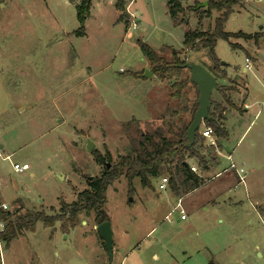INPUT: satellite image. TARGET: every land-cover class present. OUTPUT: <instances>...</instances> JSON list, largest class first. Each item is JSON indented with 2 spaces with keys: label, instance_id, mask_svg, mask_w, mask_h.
I'll return each instance as SVG.
<instances>
[{
  "label": "rangeland",
  "instance_id": "374dc122",
  "mask_svg": "<svg viewBox=\"0 0 264 264\" xmlns=\"http://www.w3.org/2000/svg\"><path fill=\"white\" fill-rule=\"evenodd\" d=\"M196 1L202 2L182 1L183 12L172 19L168 0H136L130 9L141 13L137 27L128 29L115 0H91L84 34L76 35L80 0H1L0 202L7 211L60 213L61 202L75 200L104 163L133 155L144 131L169 136L168 128L190 121L195 87L187 83L177 98L173 79L153 73L137 39L163 61H171L175 50L179 59L217 77L207 48L189 51L182 45L185 31L215 25L218 14L207 16L206 5L192 9ZM223 31L257 35L218 38L213 50L218 70L243 76L233 79L242 86L246 79L251 108L230 120L235 134L222 148L224 156L208 139L195 144L210 166L207 173L195 157H186L204 182L182 197L188 218L180 221L178 210L171 211L177 197L169 182L165 189L158 186L161 177L169 178L165 169L150 186L133 179L132 190L121 176L106 189L103 208L116 248L112 258L91 213L66 229L64 219L52 225L38 220L7 244L1 241L3 264H264V0H237ZM248 54L255 62L243 71ZM146 70L154 76H145ZM188 75L183 69L182 78ZM219 95L212 91L215 104ZM87 139L94 143L91 150ZM93 150L104 163L95 162ZM15 163L29 169L16 172ZM234 170L244 179L235 180L236 186L225 181ZM218 184L213 203L210 194Z\"/></svg>",
  "mask_w": 264,
  "mask_h": 264
},
{
  "label": "trees",
  "instance_id": "16d2710c",
  "mask_svg": "<svg viewBox=\"0 0 264 264\" xmlns=\"http://www.w3.org/2000/svg\"><path fill=\"white\" fill-rule=\"evenodd\" d=\"M90 1L91 0H80L76 5V16L80 24V27L74 32L76 35L84 34V23L89 17ZM182 1L185 0H169L167 2L168 13L172 19L178 12H183ZM206 2V15L211 16L212 12L218 14L215 18L214 28L204 31L200 29L185 31L182 45L189 51L198 47L207 48L217 76L223 77L225 73L218 70L219 60L213 51L216 40L218 38L228 40L231 36H243L247 39H252L253 36L257 37V35L223 31V24L232 12V7L237 0H206ZM125 4L126 0H115L114 3L115 9L121 12V15L125 18L124 20L127 18ZM199 4H201V2H196L195 5L192 6V9L198 8ZM137 45L154 74L159 76L161 80L166 78L169 80L173 79L171 85L175 88L174 93L177 98L184 96L182 90L187 83L195 87L189 75L182 78V70L184 69L183 64L186 60L179 59L175 50H173L172 53V60L166 62L163 61L162 57H160L147 43L137 39ZM225 89V86L218 85L217 92L227 104L231 105L224 94ZM196 93L198 96L197 91ZM213 104L215 103L211 100V105ZM196 108L197 102L195 100L190 121L179 126L174 131L168 128L167 131L170 133L169 136H163L161 131L158 130L152 133L144 131L141 135V140L133 147V155L121 156L115 164H112L108 168L104 165V170L101 175L88 181L87 188L75 194V200L70 203L61 202L60 213L48 216L39 211H27L25 214L14 216L13 213L7 210H0V220L5 224L1 234V241L7 244V241L15 237L17 233L31 229L38 220L42 221L45 225H52L54 222L64 219L65 221H62L61 224L63 229L67 228V224L73 227L79 223L80 214L88 216L93 213L96 225L108 221L109 217L103 209L106 203L105 192L108 186L121 176L127 179L129 182V190H132L131 182L133 179H139L141 186H150V179L159 176L162 170L165 169L169 174V187L177 197H180L181 190H184L183 192L190 191L203 185L204 182L202 178L191 172L185 161L186 157H195L202 166L206 165L203 156L200 154V150L194 148L195 144L203 139L199 134L196 135L195 142L190 148H184L186 130L193 118ZM223 111V107L215 104L213 110H209V119L204 121L205 126L212 128L215 137L225 138L227 136L220 122ZM91 153L96 163H103L104 157L102 155L98 154L95 150Z\"/></svg>",
  "mask_w": 264,
  "mask_h": 264
},
{
  "label": "crops",
  "instance_id": "0c3cea01",
  "mask_svg": "<svg viewBox=\"0 0 264 264\" xmlns=\"http://www.w3.org/2000/svg\"><path fill=\"white\" fill-rule=\"evenodd\" d=\"M203 1H206V0H202L201 4H203ZM135 2H136V0H135ZM196 2H198V1H196ZM134 4H132L131 6H133ZM201 4L198 5V8H200L202 6ZM134 10L136 11L137 15H139L141 13V12H139L136 9H134ZM126 24L128 25V29H129V27H130L129 22L127 21ZM192 30H194V29H192ZM202 31H204V30H202ZM182 41H183V39H182ZM245 58H248L249 59V64L246 67V64L247 63L245 62L243 71H246V69L247 68H250V65L255 62V58L251 57L249 54ZM143 60L145 61L146 59L143 57ZM244 61H245V59H244ZM146 63H147V61H146ZM221 71H223L225 73V76H223V77L222 76H217L216 77L214 74L213 75L215 76V78L217 80V85L225 86L226 89L224 91V94H225L226 98H228V100L231 103V105L227 104L222 99V96L219 95L220 96V100H219V102L217 104L220 105V107H223L224 108V111L222 112V119L220 120V122L222 124V127L225 129V131L227 133V137L226 138L216 137L217 138V141H220V143H221V149H219L220 144H218L219 142H217L216 149L218 150L217 151L218 153L217 152L216 153H217L218 156H224L223 154H221V150H222V148H224L225 144H227V142L230 140V137H232V134H235L233 132L234 126L230 124V120L232 118L237 119V120L242 119L243 116H244V114H242L240 110H242V108H244L245 109L244 110L245 113H247L249 111V109L251 108V104L249 102H247V98H248V86H247V82H246L245 77H244L245 82L243 83V86H242V85L238 84L237 82H235V80H233V79H236V77H243V76L238 75L237 73L236 74H233V72H228V70H225L224 68H221ZM152 76H154V75H152ZM263 89H264V86H263ZM247 128H248V126H246V129ZM246 129H244V131H246ZM2 147L3 146H0V148H2ZM227 155H230L231 156V154H227ZM227 155H225V156H227ZM214 164L217 165V163H214ZM191 165H193V164H191ZM209 169H210V166L208 164L204 165V171L206 173L209 171ZM237 173H238L237 170L236 171L235 170L232 171L230 173V175H228V177L225 179V181L226 182L229 181V182H231V184H234V186H235L236 184L234 182H235V180H237ZM197 175L199 177L203 178L202 175L199 174V172L197 173ZM201 186H204V184L201 185ZM197 188H199V187H197ZM197 188H195V189H197ZM219 188H220L219 184L218 185H215L214 188H213V190H212V192H211V194H210V199L212 200L213 203H214L215 194H218ZM193 190L185 191L183 195H180V197H177L176 196L177 197L176 198L177 201H176L175 205L179 202L180 205H181V208L184 210V212L186 214V218L185 219L181 220L179 218L180 221H185L188 218V215H187L186 210L184 209V205L182 203L183 202L182 201V197L184 195L188 194L189 192L193 191ZM175 205L173 206V208L175 207ZM173 208H172V210H173ZM165 216H164V218H165ZM115 249H116L115 248V244H113V252L115 251ZM1 263L3 264L2 261H1Z\"/></svg>",
  "mask_w": 264,
  "mask_h": 264
},
{
  "label": "water",
  "instance_id": "95a60500",
  "mask_svg": "<svg viewBox=\"0 0 264 264\" xmlns=\"http://www.w3.org/2000/svg\"><path fill=\"white\" fill-rule=\"evenodd\" d=\"M206 1L201 4L206 5ZM183 68L189 71L190 80L195 84V89L198 92L196 99L197 108L194 112L193 118L186 130V141L184 148H190L194 142L198 129L201 124L209 119V106L211 104V94L213 90H217V80L215 76L203 67L201 64L194 62H185ZM145 76H151L149 70L145 71ZM94 147V143L90 140H86V149L91 150ZM185 163V162H184ZM109 164H107L108 166ZM91 178V177H90ZM96 230L103 241V245L108 252L110 258L113 256V239L112 231L110 228V222L104 221L96 226Z\"/></svg>",
  "mask_w": 264,
  "mask_h": 264
},
{
  "label": "built area",
  "instance_id": "2783aa9c",
  "mask_svg": "<svg viewBox=\"0 0 264 264\" xmlns=\"http://www.w3.org/2000/svg\"><path fill=\"white\" fill-rule=\"evenodd\" d=\"M134 3H135V0H126V4H125V11L127 13L126 20L129 22L131 28H136L137 27V20L139 18V15H137L136 11L134 9L133 10L130 9L131 5L134 4ZM245 62L247 63L246 64V67H247L248 64H249V59L245 58ZM202 124L204 125V122ZM198 134L203 139H208V141H209L208 146H214L215 152L218 151L216 149V147H217V138L214 136L213 130H212L211 127H208V126L204 125L203 129ZM226 158H227V160H229V168H234V164L231 161V156L227 155ZM12 167H13V170L16 171V172H24V171L29 169V165L26 164V163L21 164V165L15 163V164L12 165ZM189 169H190L191 172H193L195 174L198 173V167L195 166V165H190ZM237 179H238L237 184L244 182L243 176L239 172L237 173ZM168 182H169V178L168 177H166V176L161 177L160 182L158 184L159 188L160 189H165L167 187V185H168ZM6 209H7L6 203L0 202V210H6ZM174 210H178L179 218L181 220L186 218V214H185L184 210L181 208V205H180L179 202L175 205V207L173 208L172 211H174ZM169 215H166L165 218H168ZM4 227H5L4 222L0 220V244H1V234H2V232L4 230Z\"/></svg>",
  "mask_w": 264,
  "mask_h": 264
},
{
  "label": "flooded vegetation",
  "instance_id": "af4514ba",
  "mask_svg": "<svg viewBox=\"0 0 264 264\" xmlns=\"http://www.w3.org/2000/svg\"><path fill=\"white\" fill-rule=\"evenodd\" d=\"M103 163H104V161H103ZM104 164L107 166L106 163H104ZM108 167H110V164L107 166V168H108ZM97 225H98V224H97ZM97 225H96V226H97ZM102 242H103V241H102ZM113 244H114V243H113ZM0 245H1V244H0ZM1 250H2V248H1V246H0V257H1ZM1 264H2V263H1Z\"/></svg>",
  "mask_w": 264,
  "mask_h": 264
}]
</instances>
